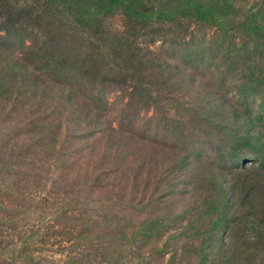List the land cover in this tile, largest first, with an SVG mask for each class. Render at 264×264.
<instances>
[{
	"label": "rangeland",
	"instance_id": "374dc122",
	"mask_svg": "<svg viewBox=\"0 0 264 264\" xmlns=\"http://www.w3.org/2000/svg\"><path fill=\"white\" fill-rule=\"evenodd\" d=\"M0 264H264V0H0Z\"/></svg>",
	"mask_w": 264,
	"mask_h": 264
}]
</instances>
